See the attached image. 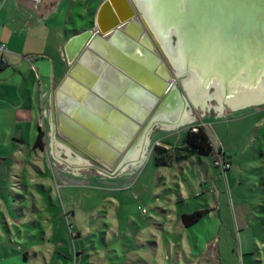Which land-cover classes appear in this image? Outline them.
Listing matches in <instances>:
<instances>
[{"label":"rangeland","instance_id":"obj_1","mask_svg":"<svg viewBox=\"0 0 264 264\" xmlns=\"http://www.w3.org/2000/svg\"><path fill=\"white\" fill-rule=\"evenodd\" d=\"M3 1L0 0V3ZM156 1L158 10L164 5L165 9H169L171 17L177 18L185 28L188 27L186 36L191 55L204 57L207 47L215 42L216 37L222 41L221 67L224 69L237 60L239 52H234L231 44L235 42L232 36L236 21L225 13V0H205V4L194 2L196 5L191 4L188 16L184 17L178 15L177 0ZM102 2L104 0L72 1V9L67 15L66 39L94 29ZM138 16L143 21L142 14ZM215 28H220L221 34L216 36L212 33ZM169 37L173 47L171 50L178 49L177 37L173 34ZM159 51L176 76L177 69L173 61L162 49ZM174 78L172 85L189 97L190 91L184 88L181 77ZM59 84V81L55 83L54 92ZM217 92L215 87L210 89V93ZM162 103L155 109L149 122L175 118L174 111L167 110L164 114L159 111ZM263 104L257 107L262 108ZM211 105L205 110L202 102L198 107L193 104L188 106L185 113L188 110L197 120L179 128L167 129L156 124L150 135L151 145L147 158L134 169L116 177L100 175V167L95 164L88 169L80 166L77 171L69 164L70 161L84 158L73 153L66 154L62 150L60 156L68 160V163H61L47 151L50 144L48 138L45 139L48 144L43 153L37 149L36 153L25 152L19 156L12 177L10 197L12 205L16 207V216L23 224L13 228L12 233L14 242L20 243L23 240L26 242L23 247L27 249L33 245L39 246L38 250L37 246L35 248L36 253H30L31 258L24 264H208L209 260L216 263L209 256L212 250L207 249L208 254L202 256V247L206 241L211 240L215 246L217 243L221 246L233 244L237 231L235 225L242 220L239 218H242L243 211L252 214L242 220L250 230L254 227L262 232L263 162H255L254 169L247 166V178L242 177L235 166L227 177L223 174L217 181L224 189L214 194L204 184L217 178L214 170L215 155L182 159L187 154L183 150L186 146L185 135L200 126L212 139L216 156L219 151L222 152L223 147L233 158L237 154L236 163L242 160L246 165L244 161L246 158L251 159L254 152L257 157H262L264 129L254 125L261 116L241 115L243 112L235 113L237 116H234L230 106L224 112L218 111L215 109L219 105L217 100H212ZM47 115H51L50 108L42 109L39 116L45 121ZM146 126L138 133L135 141ZM57 133L69 146L80 152L59 131ZM157 148L168 151L165 159L169 161L172 156L173 167L158 168L154 164L158 155ZM241 151L247 154L242 157ZM111 169L112 173L117 172L115 167ZM215 169L220 174L224 173ZM240 181L243 184L238 187ZM207 204L216 207V212L194 226L185 228L182 216L205 210ZM21 212L25 216H20ZM216 223L219 226L217 229Z\"/></svg>","mask_w":264,"mask_h":264},{"label":"water","instance_id":"obj_2","mask_svg":"<svg viewBox=\"0 0 264 264\" xmlns=\"http://www.w3.org/2000/svg\"><path fill=\"white\" fill-rule=\"evenodd\" d=\"M194 2L205 4V0H189L179 16H188ZM224 2L225 13L236 21L235 42L231 44L234 52H239L237 60L221 67L222 41L216 37L204 57L196 59L208 64L211 72L202 89L218 87L225 97H233L238 92L249 93L264 81V0ZM135 4V0L102 2L94 29L75 34L66 44V59L72 67L53 94L59 133L80 152L110 169L166 99L174 77H180L160 53L148 25L139 20ZM177 24L180 34L169 32L167 37L175 35L178 46L183 39L186 48L188 27ZM212 33L217 36L221 29ZM193 60L189 61L197 63ZM186 68L190 70V66ZM243 68L247 72L244 77ZM218 70L223 77L217 86L213 81ZM72 87L75 91L70 90Z\"/></svg>","mask_w":264,"mask_h":264},{"label":"crops","instance_id":"obj_3","mask_svg":"<svg viewBox=\"0 0 264 264\" xmlns=\"http://www.w3.org/2000/svg\"><path fill=\"white\" fill-rule=\"evenodd\" d=\"M72 1L39 0L38 3H35L32 0H4L0 3V45L5 44L7 49L6 52L0 49V264H24L31 258L30 253H36V246L37 250L39 247L33 245L27 249L23 247V244L26 243L23 240H20V243L14 242L12 229L17 225L21 226L23 221L16 216L14 211L16 207L12 205L10 188L12 177L16 171L17 158L25 152L36 153L37 149H34V144L37 142L40 130L44 132L45 139L48 138L50 141L47 151L56 157L53 152L58 148H54L52 144L54 137L58 141L61 139L52 134V113L46 116L45 121H42L39 115H41L42 109L49 110L50 108V111L52 110L55 83L59 81V85H61L72 67L65 55V46L74 36L66 39L68 33L67 15L72 9ZM70 90L75 91L74 87ZM210 103L212 100L208 101L209 105ZM172 104H175L177 108L176 115L174 113L175 118H162L158 119V122L154 120L151 126L160 124L163 127L164 124L173 122L171 121L173 119H180L183 114L181 98L174 95L170 103L168 100L165 105L168 111ZM218 104L215 109L222 110L221 112H224L227 106L232 107L227 102ZM258 105L232 107L233 115L237 116L235 113L242 112L241 115L258 114L261 118L257 119L254 125L263 130L264 107H257ZM167 110L164 112L160 110V112L164 114ZM46 113L48 112L46 111ZM59 143L62 145V142ZM262 143L264 144V137ZM131 147L128 148L123 159L133 156L134 152L131 155L128 152ZM221 149L225 157L232 163V168L222 174L214 168L217 178L204 184L207 190L209 189L214 194L224 189L217 181L222 178L223 174L227 177L229 171H232L235 166L239 169L241 176L247 178L248 168L252 166L251 169H254L255 162L264 163L263 150L262 157H257L254 152L251 159L246 158L245 165L242 160L240 163H236L237 154L233 158L226 152V149L223 147ZM39 151L44 152L41 149ZM243 151L245 152V150ZM243 151H241L242 157L247 154ZM247 166L248 168H246ZM261 176L264 181V166ZM242 184L243 182L240 181L238 187ZM225 185H227L226 182ZM207 209L209 213L206 217H209L211 213L216 212L217 208L208 205ZM20 214V216H25L22 212ZM250 214L243 211L242 218L239 219H248ZM242 220H239L235 225L236 236L230 246L227 244L221 246L220 243L215 246V243H211L212 240L206 241L200 253L205 256L208 254L207 249L212 250L209 252V256L216 260V263L209 260L208 264H264V229L262 232L254 227L250 230L248 224ZM217 228H219L218 223H216ZM19 233L22 232L19 230ZM214 240L216 241V238ZM210 244H212L211 247Z\"/></svg>","mask_w":264,"mask_h":264},{"label":"bare ground","instance_id":"obj_4","mask_svg":"<svg viewBox=\"0 0 264 264\" xmlns=\"http://www.w3.org/2000/svg\"><path fill=\"white\" fill-rule=\"evenodd\" d=\"M188 2L189 0H177L176 2L177 9L179 7V9L177 10L179 11L178 15L184 12V9H185L184 6ZM135 3H136L135 6L138 12L142 14V16L144 17L143 21L140 19L139 20L148 25V28L152 32L153 37L159 44V49H162V51L166 53V55L171 59V61H173L172 63L175 65L176 69L179 71L184 88L187 89L188 92L190 91V94H188L189 97H186L183 94H181L178 90H176L175 85L173 86L171 83L170 91L168 92L167 97L164 100V103L159 108V111L162 110L164 112L165 110H167L165 106L167 101L168 100L171 101L174 95H178L181 98L182 103H183L181 106L183 114H181L180 119L178 120L173 119L171 120L173 122H170L169 124H164L163 127L167 129H176L182 125L195 122L197 119L192 113L190 114L188 110H187V113H185L186 108L190 106L191 104L197 107L199 106V103L202 102L203 110H205L206 107H211L208 104V101L210 100H217L218 103H222V104H224V102H227L230 105H232V107L234 108L245 106V105L247 106V105L264 103V81L260 83L259 87H257L254 90H251L249 93L245 92L243 94V93L238 92L233 97H224V95L222 94L223 92L222 90H220V88L218 89L219 93L217 92L214 94L209 93L210 89L203 90L202 84H205V81L208 79L207 75L211 73L209 71V67H207L208 64L206 65V63L200 58L196 59V57L194 56L190 58L191 54L188 52L189 47L185 48V46H183V39H180L181 43L178 46L179 47L178 49L174 51L171 50V48L173 47L171 46L170 37H167V35L169 32L180 34L178 30L177 23L179 22L177 21V18L171 17L169 14V9H165L164 5H162L163 7L160 10H158L157 9L158 2L156 0H135ZM181 36L183 37L184 33L181 34ZM193 59L196 60L197 63L192 64V62L189 61ZM186 66L187 67L190 66V70H188ZM241 73H242V76L244 77L245 73L247 72H245V69L243 68ZM215 74L217 75L218 78H216V80H214L213 83L218 86V83L222 81L221 78L223 76H221L222 73L219 72V70H218V73H215ZM178 85H179L178 87H180V84ZM237 89L239 90L241 89V87L238 86ZM171 106L172 107L169 111L171 112L174 111L176 115L177 108L175 107V104H172ZM51 113H52L51 117H52V122H53L52 134L58 136V133H57L59 130V125H58V120H57L58 110L55 107V103H54V111L51 110ZM165 119H168V118H165ZM152 123H154V121L151 120L149 124L145 127L143 132L140 133L137 140L132 144L133 147H131V149L128 152H130V155L133 154L134 152L133 156L131 157L129 156L127 157V159L122 158L121 161L117 163V166H115V170H117L116 173L111 172V170L113 169L102 167L100 164L93 161V159L88 158L86 155L76 151L75 149H73V147L69 146V144L65 142L62 138H60L59 136H58L59 139H61L60 141L55 140V137H54V142L52 146L54 148L57 147L58 150L55 149L56 151H54L53 153H55L54 155L57 157L58 161H60L61 163H68L67 162L68 160L66 161L60 156L62 155L60 153V150L64 151L66 154H69V155L73 153V154L82 156L84 158V159L82 158L83 160L74 159L73 161L71 160L69 163L72 166V168H74L77 171L80 170L79 169L80 166L86 167V169H88V168H92L93 164H95L100 167L99 168L100 175L116 177L117 175H120L127 170L134 169L147 158V154H148V151L151 145L150 133H152L154 126H156V124L154 126H151ZM59 142H62V145Z\"/></svg>","mask_w":264,"mask_h":264},{"label":"trees","instance_id":"obj_5","mask_svg":"<svg viewBox=\"0 0 264 264\" xmlns=\"http://www.w3.org/2000/svg\"><path fill=\"white\" fill-rule=\"evenodd\" d=\"M185 142V152L187 154L183 156L182 159H189L193 156H211L214 153V146L209 137L207 131L202 127H198L197 131H189L184 138ZM46 141H45V134L42 130H40L37 142L34 144V149H41L45 150L46 148ZM168 151L166 149H159L157 148V159L155 160L154 164L158 168L162 167H173L172 163H174V159L172 156L169 157V161L166 158V154ZM180 158V156H179ZM209 213L208 209L202 211H195L192 214L183 215L182 216V223L185 228H190L194 226L196 223L200 222L204 219Z\"/></svg>","mask_w":264,"mask_h":264},{"label":"built area","instance_id":"obj_6","mask_svg":"<svg viewBox=\"0 0 264 264\" xmlns=\"http://www.w3.org/2000/svg\"><path fill=\"white\" fill-rule=\"evenodd\" d=\"M32 1H34L35 3L39 2V0H32ZM0 49L4 52L7 51L5 44H1ZM194 131H197V130L195 129ZM213 154L215 155V157H214L215 168L221 170L224 173L232 168V163L230 162V160L228 158L225 157V155L222 152L219 151L217 153V156L215 153H213Z\"/></svg>","mask_w":264,"mask_h":264}]
</instances>
